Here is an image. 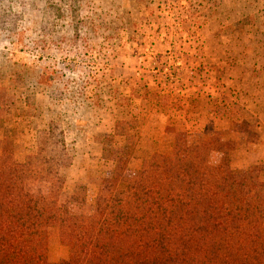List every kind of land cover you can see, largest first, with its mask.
Segmentation results:
<instances>
[{"label": "rangeland", "instance_id": "374dc122", "mask_svg": "<svg viewBox=\"0 0 264 264\" xmlns=\"http://www.w3.org/2000/svg\"><path fill=\"white\" fill-rule=\"evenodd\" d=\"M256 93L264 0H0V141L21 163L63 140L58 205L70 215L94 214L118 162L132 185L151 158L179 163L187 148H214L199 151L210 166L264 184ZM68 257L47 230L48 261Z\"/></svg>", "mask_w": 264, "mask_h": 264}, {"label": "trees", "instance_id": "16d2710c", "mask_svg": "<svg viewBox=\"0 0 264 264\" xmlns=\"http://www.w3.org/2000/svg\"><path fill=\"white\" fill-rule=\"evenodd\" d=\"M11 145L0 141V264H264V184L210 166L214 148H187L179 163L151 158L132 185L121 182L127 161L118 162L94 214L73 216L58 205V174L71 164L63 140L39 142L21 163ZM52 228L69 249L57 263L47 258Z\"/></svg>", "mask_w": 264, "mask_h": 264}, {"label": "crops", "instance_id": "0c3cea01", "mask_svg": "<svg viewBox=\"0 0 264 264\" xmlns=\"http://www.w3.org/2000/svg\"><path fill=\"white\" fill-rule=\"evenodd\" d=\"M252 100L253 101H251L250 103H253L254 107L256 106V108L254 109L255 112L253 115H255V117L258 116V118L260 119L263 117L262 113H264V93L254 94V96H252Z\"/></svg>", "mask_w": 264, "mask_h": 264}]
</instances>
